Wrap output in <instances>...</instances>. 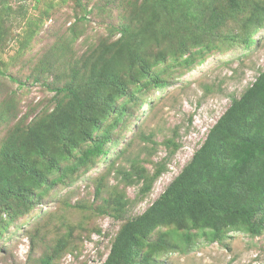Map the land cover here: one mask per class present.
<instances>
[{
    "label": "rangeland",
    "instance_id": "374dc122",
    "mask_svg": "<svg viewBox=\"0 0 264 264\" xmlns=\"http://www.w3.org/2000/svg\"><path fill=\"white\" fill-rule=\"evenodd\" d=\"M184 1L172 9L161 0H0V150L8 137L59 107L62 96L47 87L83 86L96 59L122 37L142 57L137 69L165 56L151 74L167 83L141 89L146 79L129 85L119 103L132 99L123 120L111 128L108 154L8 224L0 237V264H40L53 253L58 255L53 264H103L125 222L159 198L232 100L264 71V29L251 47L241 38L250 10L215 0L227 17L205 27L208 11L193 20ZM181 48L187 54L172 57ZM190 54L195 60L186 65ZM114 121L112 116L105 126ZM159 171L151 191L143 193ZM165 230L157 229L149 240ZM166 260L264 264V234L237 231L215 242L200 236Z\"/></svg>",
    "mask_w": 264,
    "mask_h": 264
},
{
    "label": "trees",
    "instance_id": "16d2710c",
    "mask_svg": "<svg viewBox=\"0 0 264 264\" xmlns=\"http://www.w3.org/2000/svg\"><path fill=\"white\" fill-rule=\"evenodd\" d=\"M161 1L175 9L177 0ZM229 2L234 9L250 10L241 38L251 47L256 43L253 36L264 29V3ZM183 3L193 20L195 16L203 19L208 11L205 27L220 25L228 14H219L215 0ZM131 43L124 37L112 43L93 63L83 86L47 87L62 96L59 107L2 145L0 237L12 220L36 207L37 198L108 154L111 128L123 120L132 99L119 103L128 95L130 84L147 79L141 89L151 84L167 86L159 73L151 74L165 56L137 69L142 57ZM186 52L181 48L171 54L183 57ZM194 55H188L184 64H192ZM112 116L115 123L105 126ZM160 175L161 171L151 178L143 193L151 191ZM159 228L166 230L150 241ZM237 231L264 234V71L240 98L232 100L203 145L159 198L125 222L103 264H166L167 255L189 247L197 237L222 241ZM57 256L48 254L40 264H53Z\"/></svg>",
    "mask_w": 264,
    "mask_h": 264
}]
</instances>
